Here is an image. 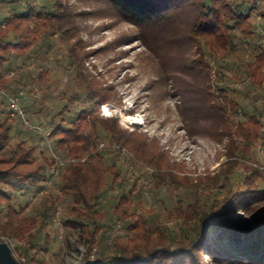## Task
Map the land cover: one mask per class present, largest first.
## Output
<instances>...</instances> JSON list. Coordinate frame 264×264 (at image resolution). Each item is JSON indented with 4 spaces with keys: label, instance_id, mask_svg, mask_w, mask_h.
<instances>
[{
    "label": "trees",
    "instance_id": "1",
    "mask_svg": "<svg viewBox=\"0 0 264 264\" xmlns=\"http://www.w3.org/2000/svg\"><path fill=\"white\" fill-rule=\"evenodd\" d=\"M97 1L107 5L122 20L137 26L139 38L160 55L169 70H197L199 74L204 72L206 77L215 52L214 39L222 45L229 42L235 47V30L240 31L243 38L253 39L256 24L251 12L264 3V0ZM258 12L264 28V8ZM0 13V87L9 86L4 73L10 62L20 56L31 55L39 39L50 47L52 37L67 35L70 30H75L74 15L65 0H0ZM257 45H254L253 68L244 72L251 85L262 90L264 104V44L260 43L258 48ZM193 47L196 57L185 64L182 53ZM67 55L71 63H76L75 78L89 101V108H81L75 116H68L67 119L56 117V121H51L56 152L67 157H79L102 141L111 146L126 147L135 158L155 166L153 180L156 186H185L194 190L196 197L194 200H178L173 209L165 208L167 219L174 220L176 226L170 228L164 223L159 224L158 239L153 247L137 250L116 242L109 250L101 232L106 228V213L98 207L103 197L105 174L109 173L114 182L121 176L117 161L111 159L104 170L95 169L96 180L91 191H88L90 174L84 163H66L58 181L59 191L43 194L34 212L26 213L28 204L22 206L15 202L12 192L1 184L12 181L19 190L34 192L50 179L54 172L49 174V171L56 164L51 155L40 149L39 143L17 136L24 128L17 119L6 114L0 122V240H3L2 236L16 239V249L27 263L43 264L38 257L42 250L41 237L48 243V233L44 231L54 221L56 207L64 195L69 204L62 222L66 229H79L87 243L84 259L93 255L100 260V264H203V252L208 249L215 263L264 264V215L255 208L258 203L264 202V173L258 167L243 165L246 174L234 175L235 165L239 162L232 160L236 151H240L242 157H248L251 144L249 139L245 145L237 146L233 144V135L248 138L245 132L258 125L260 118L253 113L246 123L233 121L228 109L235 110L237 102L228 96L224 87H219L223 104L216 102L219 99L208 90L200 94L199 104L190 110L194 109V115H197V110L204 112L205 118H212L215 126H220V132L230 138L227 153L230 159L219 171L194 183L173 171L177 164L168 162L155 139L149 140L144 133L121 128L115 117L101 116L102 104L110 99L108 89L98 85L94 76L85 70L73 47L69 48ZM176 91H183L180 84ZM188 99L184 96V103ZM2 111L6 113V109ZM194 117L195 121L199 119L198 115ZM15 127L18 133L13 134ZM102 151L89 153V160L99 155V158L106 157L110 150ZM124 183L129 184L127 189L132 193L137 188L136 181L130 184L128 178H123L120 184ZM202 185L209 190L218 189L224 195L203 198L198 192ZM130 201L122 190L113 213L124 221L129 220L128 231H138L145 237L146 220L141 217L134 219V212L128 205ZM239 211L251 214L252 226L229 227L215 221L220 216Z\"/></svg>",
    "mask_w": 264,
    "mask_h": 264
},
{
    "label": "rangeland",
    "instance_id": "2",
    "mask_svg": "<svg viewBox=\"0 0 264 264\" xmlns=\"http://www.w3.org/2000/svg\"><path fill=\"white\" fill-rule=\"evenodd\" d=\"M65 2L73 12L75 30H70L67 35L52 37L50 47L39 39L31 55L20 56L11 61L4 73L11 90L16 94L21 92L22 103L32 122L42 124L51 131V121H56V117L75 116L79 109L89 108V101L75 78L76 63H71L67 55L69 48L73 47L85 70L94 76L98 85L108 89L110 99L102 104L101 116L115 117L121 128L144 133L149 140L155 139L160 151L166 154L168 162L177 164L173 171L181 177H188L194 183L213 175L230 159L227 154L230 138L220 132V126L216 127L212 118H205L204 112L199 113L197 110L199 119L195 121L194 116L197 115H194V109H190L199 104L200 94L207 90L219 99L216 102L223 104L219 87L226 88L228 96L237 102L235 110L228 109L233 121L246 123L253 113L260 118L258 125L250 127V132H245L248 133V138L238 134L232 137L233 144L237 146L245 145L249 139L251 141L247 153L249 158L242 157L240 151L235 152L232 160L239 163L235 165L234 175L246 174L243 165L258 167L264 173L262 90L251 85L244 72L253 68L256 53L254 45L258 44V48L260 43L264 44V28L258 12L264 8V3L251 12L256 24L253 39L243 38L238 30L233 35L235 47L229 42L222 45L214 39L215 52L209 65L210 73L206 77L204 72L199 74L197 70H169L160 55L139 38L138 27L122 20L104 3L97 0ZM182 55L184 63H189L196 57L195 48L187 49ZM179 84L182 92L176 91ZM193 95L194 99H188ZM184 96L188 99L187 103H184ZM65 105L67 109H64ZM3 109L5 105L0 102V122L6 115ZM125 113L128 116L140 115L143 123L132 126L123 123L122 115ZM15 132L18 133L16 127L12 129V133ZM17 136L39 143L40 149L50 155L47 143L39 135L23 129ZM50 140L56 151L52 135ZM100 143L104 146L100 147ZM100 143L85 153L110 150L106 157L99 158V155L83 162L90 174L88 191L93 189L96 180L95 169L104 170L111 159L117 161L121 175L114 182L109 173L105 174L103 197L98 207L101 212L106 213V228L101 231L104 233V243L109 250L113 249L116 242L137 250L153 247L158 239L159 224L164 223L170 228L176 226L174 220L167 219L165 208L173 209L178 200H194L195 191L188 190L185 186L174 188L170 184L156 186L153 180L156 168L153 164L135 158L133 152L126 147L111 146L106 141ZM52 169L49 174L54 173L50 179L34 192L19 190L13 186L12 181L2 183L1 186L12 192L15 202L22 206L28 204L26 213H32L43 194L59 191L58 181L62 168L59 172ZM123 178H128L130 184L136 181L137 188L133 193L127 189L129 184H120ZM122 190L131 200L128 205L130 211L134 212V219L141 217L146 220L143 231L145 237L139 235L138 231H128L129 220L124 221L113 213ZM198 192L203 198L224 195L218 189H206L205 185L200 186ZM68 204L69 199L63 195L56 207L54 221L44 231L48 233V243L41 237L42 250L38 257L43 260V264H80L84 260L87 243L81 237L79 229H66L62 222ZM255 208L264 215V202L258 203ZM215 221L229 227L252 226L251 214L242 211L220 216ZM115 224H120L122 231H117ZM10 239L17 246L18 241ZM203 264L219 263L213 262L206 249L203 252Z\"/></svg>",
    "mask_w": 264,
    "mask_h": 264
},
{
    "label": "built area",
    "instance_id": "3",
    "mask_svg": "<svg viewBox=\"0 0 264 264\" xmlns=\"http://www.w3.org/2000/svg\"><path fill=\"white\" fill-rule=\"evenodd\" d=\"M3 25H5V22H3ZM11 88V85L0 87V102H3L5 105L6 114L11 118L17 119L24 129L39 135L42 140L47 143L50 155L55 160L56 164L52 169L53 171L59 172L62 166H64L66 163L77 161L85 162L88 159L89 153L79 157H67L56 152L52 147V141L50 140L51 131L42 124L32 122V120L28 117L24 104L22 103V97L20 96L21 92L19 94H15L12 92ZM102 146H104V144L100 143V147ZM115 229L117 231H122L120 224H115ZM2 238L3 241L8 242L15 258L20 264H29L27 263L24 256L17 252L16 243L11 242V239L9 240L7 237L2 236ZM91 258H94V256L91 255Z\"/></svg>",
    "mask_w": 264,
    "mask_h": 264
},
{
    "label": "water",
    "instance_id": "4",
    "mask_svg": "<svg viewBox=\"0 0 264 264\" xmlns=\"http://www.w3.org/2000/svg\"><path fill=\"white\" fill-rule=\"evenodd\" d=\"M0 264H20L15 258L8 242L0 240ZM80 264H100L96 258L84 259Z\"/></svg>",
    "mask_w": 264,
    "mask_h": 264
},
{
    "label": "bare ground",
    "instance_id": "5",
    "mask_svg": "<svg viewBox=\"0 0 264 264\" xmlns=\"http://www.w3.org/2000/svg\"><path fill=\"white\" fill-rule=\"evenodd\" d=\"M122 121H123V123L132 126V125L142 124L143 123V118L140 115H135V116L129 115L128 116L125 113V114L122 115ZM133 127H135V126H133Z\"/></svg>",
    "mask_w": 264,
    "mask_h": 264
}]
</instances>
